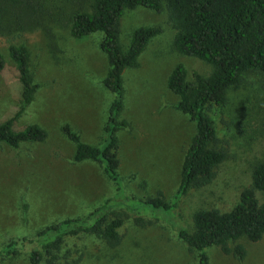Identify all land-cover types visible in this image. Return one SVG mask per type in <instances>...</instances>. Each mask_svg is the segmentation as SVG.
Wrapping results in <instances>:
<instances>
[{
    "label": "rangeland",
    "instance_id": "rangeland-1",
    "mask_svg": "<svg viewBox=\"0 0 264 264\" xmlns=\"http://www.w3.org/2000/svg\"><path fill=\"white\" fill-rule=\"evenodd\" d=\"M50 14L36 25L13 34L0 35V123L13 120L19 129L38 124L47 133L42 142L22 143L12 148L0 142V248L17 239L19 251L1 255L0 264H30L28 246L20 240L33 239L45 225L67 217L83 215L105 199L137 200L156 196L160 191L170 201L177 183L180 162L194 124L175 109L176 96L166 87V78L176 63L192 72L207 75L210 66L194 57L176 53L172 47L174 29L166 10L136 7L126 10L119 20V41L128 46L131 32L139 26H158L137 57L134 67L122 72V109L119 120L126 125L116 131L120 191L108 180L96 162H73V144L61 131L68 123L81 141L97 145L104 137V124L112 94L102 79L109 66L99 44L102 33L73 38L68 15L76 0L50 1ZM72 5V8H71ZM10 44H24L29 53V71L37 84L32 100L21 109V84ZM226 103L211 105L217 136L227 143L228 157L216 169L206 186L191 189L177 202L172 222L191 228V215L200 208L228 211L240 191L250 183L252 164L264 152V76L246 74L238 88L227 91ZM260 198V194L256 193ZM136 206L140 203L136 202ZM134 223L126 214L118 229L120 243L110 248L91 234L66 242L69 260L75 264H196L198 252L189 249L161 217L151 209ZM166 221V222H165ZM245 249L241 259L223 254L219 247L204 251L208 264H264V236L256 242L244 237L229 242ZM44 264V262H42Z\"/></svg>",
    "mask_w": 264,
    "mask_h": 264
},
{
    "label": "trees",
    "instance_id": "trees-1",
    "mask_svg": "<svg viewBox=\"0 0 264 264\" xmlns=\"http://www.w3.org/2000/svg\"><path fill=\"white\" fill-rule=\"evenodd\" d=\"M50 1L53 0H0V35L40 23L45 14H50ZM136 7L155 12L166 10L174 29V51L210 66L207 75L194 71L191 79H187L183 64L176 63L166 78L167 89L176 96L175 109L194 124V133L181 158L176 191L170 201L160 191L156 196L140 200L132 196L121 200L108 198L83 215L45 225L33 239L20 240L28 246L30 264L77 263L79 258L69 260L71 251L63 247L68 240L82 234L94 235L110 248L117 246L121 239L118 229L126 215L123 210L133 214L135 224L146 225L142 218L145 211L139 208L160 212L151 216L165 218L177 238L198 252L196 264H208L204 250L212 246L241 259L245 255L244 247L240 244L230 247L229 242L241 237L256 242L264 236V152L251 166L249 185L240 191L237 202L228 211L197 209L191 215L190 229L171 220L180 197L209 184L219 164L228 157L227 143L217 136L208 114L210 106L224 105L227 91L238 88L246 74L257 72L264 76V0H76L68 15L69 34L79 39L102 33L99 47L109 66L102 84L112 99L99 144L81 141L68 123L62 124V133L73 144L72 161L96 162L105 177L121 190L116 131L126 125L118 119L122 109V72L136 66L147 42L161 32L158 26L136 27L124 50L119 41V20L126 10ZM7 53L16 67L21 84V109H24L37 87L29 71L28 49L24 44H10ZM3 67L0 54V71ZM46 136L38 124L15 129L12 119L0 123V142L12 148L22 143L42 142ZM136 202L140 205L136 206ZM17 244V239H9L0 248V256L16 254Z\"/></svg>",
    "mask_w": 264,
    "mask_h": 264
}]
</instances>
